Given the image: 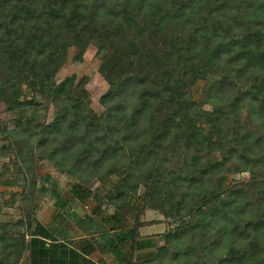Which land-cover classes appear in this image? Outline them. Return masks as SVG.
Here are the masks:
<instances>
[{
	"label": "trees",
	"instance_id": "trees-1",
	"mask_svg": "<svg viewBox=\"0 0 264 264\" xmlns=\"http://www.w3.org/2000/svg\"><path fill=\"white\" fill-rule=\"evenodd\" d=\"M92 42L105 51L98 70L107 90L97 116L84 102V80H53L67 48L79 55ZM198 79L204 84L194 100L188 88ZM23 87L59 106L51 123L32 124L41 135L36 148L60 156L65 172L84 183L112 160L107 172L118 178L116 193H127L126 202L141 186L143 207L169 220L168 230L146 238H138L137 221L107 236L98 231L100 247L115 259L148 249L144 263L172 250L171 264H264V192L252 198L246 180L224 178L246 171L255 181L263 162L264 137H253L252 122L244 126L238 113L244 108L264 124V0H0V101L7 110L21 106ZM215 149L218 159L210 157ZM235 160L236 167L226 165ZM70 192L81 200L90 194L78 184ZM107 219L118 222L115 213ZM31 220L12 224L25 226L27 242L6 237L17 254L27 250L28 264H101L89 257L93 244L75 248L39 223L30 228ZM9 224H0V264ZM76 224L85 234L97 229L90 216ZM195 231L209 240L198 252Z\"/></svg>",
	"mask_w": 264,
	"mask_h": 264
},
{
	"label": "rangeland",
	"instance_id": "rangeland-1",
	"mask_svg": "<svg viewBox=\"0 0 264 264\" xmlns=\"http://www.w3.org/2000/svg\"><path fill=\"white\" fill-rule=\"evenodd\" d=\"M104 55L105 51L98 49L94 42L79 55L77 49L70 46L65 51L64 61L53 76L55 83L65 78L71 79L72 83L84 80L83 88L86 91L84 102L95 116L103 111L99 99L107 90V83L98 70ZM226 73L229 78L234 76L231 69H227ZM203 84L204 81L198 79L189 86V95L194 100L198 99ZM19 102L21 106L7 110L4 103L0 101V224L10 223L1 232L5 239L3 264H28L27 250L22 247L17 254L18 244L13 240H7L6 237L22 236L23 241L27 242L29 236L25 232V226L12 224L18 221L25 223L30 218H33L30 228L35 222L39 223L49 231L57 232V238L64 237L65 241L75 248L85 243L93 244L94 249L89 257L101 264H171L174 254L172 250H169L166 255L144 263L141 261L142 255L148 254L149 250L134 249L131 251V257H127L129 263H126L127 260L122 258L117 260L111 253L100 247L102 239L99 238L98 231H106L103 235L107 236L112 233L111 227L127 230L137 221L141 225L137 228L138 238H146L161 235L163 231L168 230L169 220L158 211L143 207L141 186H136L134 192L128 193L129 199L126 202L124 195L127 193L120 195L116 193L113 184L118 181V178L107 172L113 169L110 168L114 165L112 160L103 162L98 175L90 177L86 183L80 182L71 173L67 174L65 170L68 166L61 165L60 156L50 157L47 151L36 148L41 135H34L32 125L51 123L56 112L59 111V106L55 107L51 102H45L25 87L22 88ZM201 108L211 109L208 104H203ZM238 117L246 127L249 125L246 123L247 120L252 122L248 130H251L253 137H264V124L255 116L248 118L246 110L241 108ZM230 124L231 122L228 121L226 126ZM211 137L213 138V135ZM205 157L202 156L200 161L203 162ZM210 157L218 159L220 151L215 149L210 153ZM259 157L263 159V162L255 170L258 175L255 181L250 179L246 171L231 170L224 173L225 183L230 184L236 181L245 184L247 181L250 183L248 190L252 198L258 197L264 192V144ZM237 163L235 160L234 163L228 162L226 165L236 167ZM72 184L88 188L90 194L82 200L76 198L70 192ZM113 213L118 218L117 223L107 219ZM57 214L60 216L58 217ZM83 216H90L96 220L95 232L85 234L79 229L76 219ZM103 218H106L105 221ZM190 221L193 223L195 220ZM195 233L198 234L197 231ZM196 234L191 240V245L198 252V247L208 246L209 240L208 238L200 239ZM161 244L158 243V245ZM122 249L125 253L130 251L125 244ZM220 253H223V250L216 247L213 255L218 257Z\"/></svg>",
	"mask_w": 264,
	"mask_h": 264
}]
</instances>
